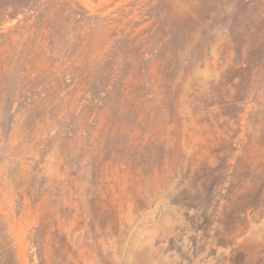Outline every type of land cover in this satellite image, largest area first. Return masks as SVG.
I'll return each instance as SVG.
<instances>
[{
  "label": "rangeland",
  "instance_id": "rangeland-1",
  "mask_svg": "<svg viewBox=\"0 0 264 264\" xmlns=\"http://www.w3.org/2000/svg\"><path fill=\"white\" fill-rule=\"evenodd\" d=\"M264 0H0V264H264Z\"/></svg>",
  "mask_w": 264,
  "mask_h": 264
},
{
  "label": "trees",
  "instance_id": "trees-1",
  "mask_svg": "<svg viewBox=\"0 0 264 264\" xmlns=\"http://www.w3.org/2000/svg\"><path fill=\"white\" fill-rule=\"evenodd\" d=\"M252 25L256 28H260L261 26H264V17H254L252 19ZM260 41L264 42V34L259 36H257L256 34H252L249 42V46L251 47L253 44V46L257 47Z\"/></svg>",
  "mask_w": 264,
  "mask_h": 264
}]
</instances>
